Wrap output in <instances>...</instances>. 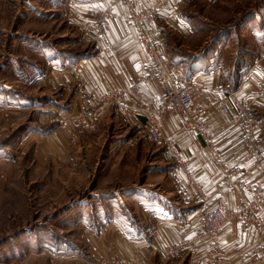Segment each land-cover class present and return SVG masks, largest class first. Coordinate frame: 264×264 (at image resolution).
Segmentation results:
<instances>
[{
	"label": "rangeland",
	"instance_id": "obj_1",
	"mask_svg": "<svg viewBox=\"0 0 264 264\" xmlns=\"http://www.w3.org/2000/svg\"><path fill=\"white\" fill-rule=\"evenodd\" d=\"M105 1L77 21L69 0H0V264L115 263L97 238L106 222L143 235L157 218L194 211L145 123L114 110L94 122L83 107L97 96L83 93L73 64L97 55L109 23L83 25H98ZM182 5L187 32L173 33L169 61L183 75L216 57L232 91L264 53V0ZM65 69L72 80L59 81Z\"/></svg>",
	"mask_w": 264,
	"mask_h": 264
},
{
	"label": "crops",
	"instance_id": "obj_2",
	"mask_svg": "<svg viewBox=\"0 0 264 264\" xmlns=\"http://www.w3.org/2000/svg\"><path fill=\"white\" fill-rule=\"evenodd\" d=\"M69 1L75 20L78 21L90 15L97 0ZM183 2L184 0H134L139 10L153 9L152 20L148 26L149 35L159 34L161 49L164 53L169 43L173 42L171 39L175 31L187 32L183 24V16H181ZM127 16L126 6L121 2L116 3L113 8V20L109 22L105 34L96 45L97 55L86 59L84 63L73 64L85 73L86 83L82 85L85 95L100 96L109 89L125 88L139 82L144 101L149 102L152 99L156 87L140 82L147 54L144 47L138 44L137 30L128 23ZM257 52L259 56L252 61L247 60L248 67L244 76L236 80L235 88L230 92L227 89L228 84L221 75L222 60L217 62L216 57L204 63L190 61L186 71L182 72L189 83L195 82L202 85L201 102L204 104L214 101L216 94L212 89L220 88L226 92V113L220 108H208L206 127L230 177L239 184L238 191L230 190L225 184L223 173L218 165L210 160V155L201 141L195 136L188 135L178 124L176 116H167L162 125L163 135L179 147L203 191L202 195H198L181 170L178 167L175 169L174 174L178 181H181L188 198L186 203H190L194 211L219 207L225 213H231L238 209L241 198L250 199L251 193L247 185L264 186V53L261 49ZM67 69L64 73L66 71V74L67 72L69 74L58 75L59 81L62 79L65 82L70 81L71 71ZM87 99H89L88 104L83 102V107L86 109L90 102V98ZM236 101L246 107L251 126L255 130L257 149L255 161L244 160L245 149L241 143L242 135L239 128L231 122L236 115ZM135 121L136 126H144L143 119ZM184 220L188 221L184 227L189 233L197 232L196 219L190 218V215L182 219L168 216L155 219L150 229L144 231L143 235L134 234L133 236L112 220L104 224L106 226L97 238L101 246L110 247L111 254L120 260L134 259L141 264H189L188 254H183L174 260H166L161 254L162 247L174 242L178 230L183 228ZM95 251L98 253L96 249ZM209 255H213L214 264H264V242L255 234L251 223L235 220L224 229L217 254L211 251L207 242L202 243L198 255L199 261L204 263Z\"/></svg>",
	"mask_w": 264,
	"mask_h": 264
},
{
	"label": "built area",
	"instance_id": "obj_3",
	"mask_svg": "<svg viewBox=\"0 0 264 264\" xmlns=\"http://www.w3.org/2000/svg\"><path fill=\"white\" fill-rule=\"evenodd\" d=\"M121 2L127 8V21L137 30V41L142 45L147 54L144 65L142 83L155 86V92L149 102H145L140 91V83L135 82L125 88L109 89L105 94L91 97L89 108L93 111V121L101 119L103 114L114 110L121 118H134L144 120L146 134L164 148V159L178 167L186 180L193 186L198 195L203 191L198 185L194 174L182 156L178 146L170 142L162 132V125L167 116L177 117L178 124L186 133L198 138L204 149L210 155V160L216 163L223 173L225 184L230 190L238 191L239 184L230 177L225 163L217 153L216 146L211 134L206 127L207 110L210 107L220 108L226 113L227 96L220 88L212 89L216 94L211 103H202L203 87L195 82L189 83L185 75H182L177 67L169 61L161 49L159 34L149 35V25L152 20L153 9L139 10L134 0H107L102 11L95 15L98 25H83L86 31L101 30L112 20V12L115 4ZM98 36L96 42L99 40ZM75 81L83 83L84 79L80 72L73 71ZM236 115L232 125L239 128L242 135L241 143L245 149L244 160L255 161L257 158L255 130L251 126L250 117L246 107L236 101ZM251 193L250 199L241 198L238 209L231 213H225L219 207L206 210L194 211L190 218L196 219L198 230L189 233L184 225L176 234V239L170 245L162 247L161 254L166 260H174L183 254L189 255V264H214L213 255H209L204 263L199 261L201 245L208 243L211 251L217 254L220 250V240L224 229L231 221L251 223L255 234L264 242V186L247 185ZM189 220V219H188ZM102 264H141L138 260L125 259L115 260V263L103 262Z\"/></svg>",
	"mask_w": 264,
	"mask_h": 264
}]
</instances>
